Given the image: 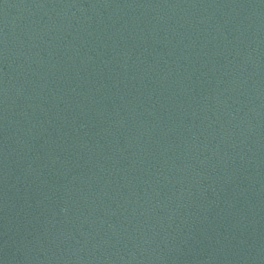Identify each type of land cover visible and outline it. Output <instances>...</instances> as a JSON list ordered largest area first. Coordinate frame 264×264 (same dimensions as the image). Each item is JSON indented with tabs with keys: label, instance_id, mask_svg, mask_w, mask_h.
<instances>
[{
	"label": "water",
	"instance_id": "obj_1",
	"mask_svg": "<svg viewBox=\"0 0 264 264\" xmlns=\"http://www.w3.org/2000/svg\"><path fill=\"white\" fill-rule=\"evenodd\" d=\"M0 264H264V90L147 120L2 189Z\"/></svg>",
	"mask_w": 264,
	"mask_h": 264
}]
</instances>
